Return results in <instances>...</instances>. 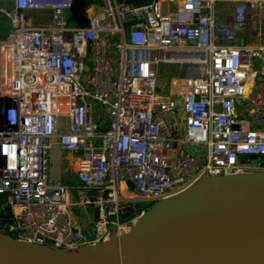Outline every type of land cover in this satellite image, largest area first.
Masks as SVG:
<instances>
[{
  "label": "built area",
  "instance_id": "built-area-1",
  "mask_svg": "<svg viewBox=\"0 0 264 264\" xmlns=\"http://www.w3.org/2000/svg\"><path fill=\"white\" fill-rule=\"evenodd\" d=\"M11 1L0 5L11 23L0 28V195L13 220L0 231L77 249L206 175L264 170V24L252 18L264 0H86L88 24L74 0ZM56 144L76 186L49 174Z\"/></svg>",
  "mask_w": 264,
  "mask_h": 264
},
{
  "label": "water",
  "instance_id": "water-1",
  "mask_svg": "<svg viewBox=\"0 0 264 264\" xmlns=\"http://www.w3.org/2000/svg\"><path fill=\"white\" fill-rule=\"evenodd\" d=\"M85 5L72 6L80 24H88ZM0 264H264V170L206 175L152 204L128 231L77 249L0 231Z\"/></svg>",
  "mask_w": 264,
  "mask_h": 264
},
{
  "label": "crops",
  "instance_id": "crops-1",
  "mask_svg": "<svg viewBox=\"0 0 264 264\" xmlns=\"http://www.w3.org/2000/svg\"><path fill=\"white\" fill-rule=\"evenodd\" d=\"M263 16L264 13L261 14V16L259 17L257 15H253L252 18H260ZM48 165H49V174L51 177L57 178L61 182L70 186L77 185L78 183L77 167L74 162V159H72L71 155L66 151H64L57 144L52 147L49 153Z\"/></svg>",
  "mask_w": 264,
  "mask_h": 264
},
{
  "label": "rangeland",
  "instance_id": "rangeland-1",
  "mask_svg": "<svg viewBox=\"0 0 264 264\" xmlns=\"http://www.w3.org/2000/svg\"><path fill=\"white\" fill-rule=\"evenodd\" d=\"M0 5H2L1 2H0ZM39 11L40 10L35 11L34 14H37ZM36 18H39L37 23H42L44 25H48L52 23L50 13L49 14L46 12L38 13ZM262 19H263L262 21L264 24V16L262 17ZM0 28L3 31V35L7 34L11 29V23H10L9 18L6 16L5 13L1 11H0ZM249 40L256 41L257 38L252 36ZM159 74L162 76H167V77L168 75L176 77L177 75H181V70L178 66L174 64L160 63L159 64ZM189 147L190 149L194 151L199 149V146L197 145L190 144Z\"/></svg>",
  "mask_w": 264,
  "mask_h": 264
},
{
  "label": "trees",
  "instance_id": "trees-1",
  "mask_svg": "<svg viewBox=\"0 0 264 264\" xmlns=\"http://www.w3.org/2000/svg\"><path fill=\"white\" fill-rule=\"evenodd\" d=\"M6 197L0 195V230L2 229L3 222H11L13 220V215L10 211L6 210L3 206L5 204Z\"/></svg>",
  "mask_w": 264,
  "mask_h": 264
},
{
  "label": "bare ground",
  "instance_id": "bare-ground-1",
  "mask_svg": "<svg viewBox=\"0 0 264 264\" xmlns=\"http://www.w3.org/2000/svg\"><path fill=\"white\" fill-rule=\"evenodd\" d=\"M0 2H1V4H2L3 6H5V5H10V4L12 3L11 0H0Z\"/></svg>",
  "mask_w": 264,
  "mask_h": 264
}]
</instances>
